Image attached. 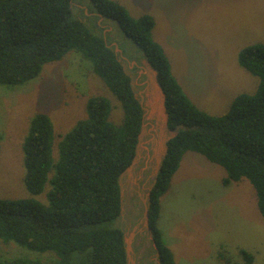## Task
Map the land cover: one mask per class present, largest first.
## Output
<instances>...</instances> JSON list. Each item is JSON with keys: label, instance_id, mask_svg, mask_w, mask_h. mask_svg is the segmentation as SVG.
Instances as JSON below:
<instances>
[{"label": "trees", "instance_id": "obj_1", "mask_svg": "<svg viewBox=\"0 0 264 264\" xmlns=\"http://www.w3.org/2000/svg\"><path fill=\"white\" fill-rule=\"evenodd\" d=\"M72 1L0 0V85L22 86L39 77L45 64L75 50L120 101L124 122L117 126L110 121L107 98L91 97L87 118L61 137L56 160L53 121L47 113L34 116L23 142L24 181L33 196L49 186L48 205L33 198H0V240L53 253L54 259L0 258V264H128L125 232L117 225L123 208L120 178L136 156L144 110L115 49L74 14ZM88 7L97 17L116 22L156 70L166 95L168 128L178 131L168 141L148 202L160 264H176L158 221L161 198L188 152L223 167L225 186L249 180L264 218V43L239 53L240 65L260 79L257 90L238 95L228 113L215 116L184 93L164 48L154 39L153 16L133 17L113 0H88ZM241 255L242 264H256L250 252L241 250Z\"/></svg>", "mask_w": 264, "mask_h": 264}, {"label": "rangeland", "instance_id": "obj_2", "mask_svg": "<svg viewBox=\"0 0 264 264\" xmlns=\"http://www.w3.org/2000/svg\"><path fill=\"white\" fill-rule=\"evenodd\" d=\"M133 17L155 19L154 39L162 45L172 72L184 93L201 110L215 116L228 113L240 94H253L260 79L239 63L247 46L264 43V0H113ZM74 14L106 39L122 62L137 98L143 100L147 59L112 20L90 12L88 0H73ZM93 30V29H92ZM95 31V32H96ZM120 49V50H118ZM102 96L111 103L110 121L122 125L120 101L90 61L71 51L61 61L44 65L39 77L19 86L0 85V198L36 199L48 205L47 192L30 194L25 185L23 142L37 113H47L54 124V157L59 142L80 120L87 118V102ZM146 134L131 176L122 177L123 210L116 226L128 236L143 220L148 193L155 180L156 158L170 136L163 120H146ZM153 126L155 127L154 129ZM152 133L156 134L152 146ZM225 169L194 152L185 154L169 191L161 198L158 225L176 264H242L241 250L256 264H264V218L257 195L247 179L223 184ZM142 227V224H141ZM137 264H160L152 233L143 227L133 241ZM0 240V258L54 259Z\"/></svg>", "mask_w": 264, "mask_h": 264}, {"label": "water", "instance_id": "obj_3", "mask_svg": "<svg viewBox=\"0 0 264 264\" xmlns=\"http://www.w3.org/2000/svg\"><path fill=\"white\" fill-rule=\"evenodd\" d=\"M102 19H104V17H101ZM110 47V46H109ZM120 50V49H118ZM121 51V50H120ZM116 53H117V48H116ZM144 73L147 75V84L146 87L143 91L142 98L143 99H147L146 102V106L144 105L143 100L140 101L142 108L144 110V115H143V125H142V129L139 135V139H138V145H137V150H136V156L133 160V162L131 163V165L126 169V171L121 175L120 178V185H121V197L123 198V189H122V177L125 174H128L129 176H131L133 169L136 165V163L139 160V155H140V148L143 147L142 141H143V137L144 134H146V120L148 119H152L155 121L156 125H160V119L163 120V126H161V132L162 134H164V129H166L167 131L170 132V136L167 139H164L163 141V151L158 154L157 149L153 148V156L156 158V168H155V180L154 183L152 185V187L149 190L148 193V198H150L151 195V191L154 188V185L157 181V177L158 174L161 170V166H162V162L164 157L167 154L168 151V141L171 140L172 138H175L178 135V131H170L168 128V120H169V116H168V112H167V108H166V95L163 92L159 82H158V78H157V72L156 70L150 65V63L147 61L146 62V68H144ZM155 127L153 126L152 129H154ZM152 146L155 143V139H156V134L152 133ZM123 210V208H122ZM142 224V227H141ZM143 227L145 228H149L150 229V225H149V205L148 203H145V211H144V216H143V220L134 228V230L127 236L125 234V245H126V254H127V259H128V264H137L136 260L134 258V250H133V241L136 238V236L138 235V233L143 231Z\"/></svg>", "mask_w": 264, "mask_h": 264}, {"label": "flooded vegetation", "instance_id": "obj_4", "mask_svg": "<svg viewBox=\"0 0 264 264\" xmlns=\"http://www.w3.org/2000/svg\"><path fill=\"white\" fill-rule=\"evenodd\" d=\"M149 199H150V198H148V201H149ZM152 240H153V237H152ZM153 243H154V241H153ZM154 244H155V243H154ZM155 246H156V245H155Z\"/></svg>", "mask_w": 264, "mask_h": 264}]
</instances>
